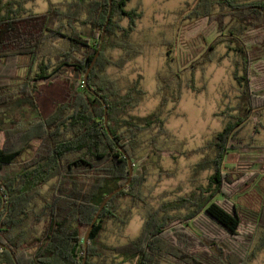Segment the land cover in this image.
I'll return each mask as SVG.
<instances>
[{
	"label": "trees",
	"instance_id": "1",
	"mask_svg": "<svg viewBox=\"0 0 264 264\" xmlns=\"http://www.w3.org/2000/svg\"><path fill=\"white\" fill-rule=\"evenodd\" d=\"M27 1L0 0V242L11 250L0 247V264H16L13 256L18 264H83L85 235L105 198L120 187L123 190L106 204L91 232L85 264H106L109 258L113 264H235L230 258L236 247L206 234L190 242L185 238L188 234L171 227L176 223L194 226L206 217L233 245L242 237L237 207L225 198L233 199L244 191L250 178L235 182L230 174L222 173L221 164L227 143L252 113L248 69L263 59L264 45L260 42L255 47L247 31L264 28V0L186 3L189 21L215 24L213 41L208 42L210 34L203 36L208 46L203 57L208 63L218 43H229V49L242 57L244 74L235 76L243 88L241 103L238 112L226 115L225 128L210 143L214 174L209 184L149 208L140 234L118 246L105 244L102 237L110 223L120 230L128 224L130 211L122 214L119 200L128 198L132 207L148 205L144 181L163 172L165 155L185 153L182 144L165 137V122L156 113L129 114L146 95L140 82L124 88L107 75L108 68L121 69L137 55L128 39L142 13L138 8L128 9L131 0H112L111 6L109 0L57 4L46 0L44 13H29ZM104 29L102 51L88 78L89 90L83 78L81 82L67 79L66 97L55 102L52 113L26 122L10 119L24 106L39 109V81L65 68L85 75ZM54 39L60 44L50 52L49 41ZM116 50L122 52L117 59ZM55 59L59 61L50 71ZM173 77L177 75L170 71L162 82ZM120 148L133 164L129 184V163ZM218 196L223 200L216 201ZM255 230L264 234V199Z\"/></svg>",
	"mask_w": 264,
	"mask_h": 264
},
{
	"label": "rangeland",
	"instance_id": "2",
	"mask_svg": "<svg viewBox=\"0 0 264 264\" xmlns=\"http://www.w3.org/2000/svg\"><path fill=\"white\" fill-rule=\"evenodd\" d=\"M51 1L57 4L66 0ZM240 1L251 3L258 0ZM187 2L194 5V0H131L128 9L138 8L142 13L128 39L137 55H131L121 69L113 66L107 69V75L121 87L140 82L146 95L129 114L145 117L156 113L165 122V137L182 144L185 152L183 156L165 155L163 172L144 181L143 191L148 205L139 203L132 207L128 198L119 200L120 212L125 214V211H130L129 221L123 230L109 224L102 241L110 246L123 245L135 239L142 230L149 208L191 195L193 191L209 184V178L214 174L210 143L225 128L226 115L239 110L243 88L235 76L244 74V61L229 49L230 44L227 42L214 45L213 61H206L203 54L208 46L203 36L210 34L208 42L211 43L212 38L216 37L215 24L189 21ZM47 9L46 0H28L26 3L29 13H44ZM122 25L126 27L127 21L124 20ZM247 34L255 47L260 42L264 45L263 27L250 28ZM49 43L50 52H54V48L60 44L58 39L50 40ZM262 50L263 59L252 63L248 69L249 74H252V113L227 143L228 152L221 164L222 173L230 174L235 182L250 178L244 191L233 199L225 198L236 205L242 219L241 239L234 241L236 245H233L225 233L206 217L198 219L194 226L176 223L171 227L177 228L181 234H188L189 237L186 235L185 238H189L190 242L206 234L236 247L230 258V262L235 264H264V234L255 230L258 211L264 199V102L258 101L259 97L264 98V47ZM121 55L120 50L113 53L116 59ZM54 61L50 71L59 59ZM170 71L177 77L163 83L162 78H167ZM84 77L77 71L65 68L52 78L39 81V109L24 106L11 114L10 119L26 122L40 115H49L55 109V102L66 97L65 80L81 82ZM215 200L222 201L223 198L218 196ZM113 262L114 259L109 258L106 264Z\"/></svg>",
	"mask_w": 264,
	"mask_h": 264
},
{
	"label": "water",
	"instance_id": "3",
	"mask_svg": "<svg viewBox=\"0 0 264 264\" xmlns=\"http://www.w3.org/2000/svg\"><path fill=\"white\" fill-rule=\"evenodd\" d=\"M109 1H110V6H111L112 0H109ZM109 17L110 16H108V20H109ZM107 23H108V21H107ZM104 38H105V29H104V31H103V33L101 35V41H100V44L98 46V50H97V52L95 54V57H94L93 61L91 62L90 66H89V68H88V70H87V72L85 74V77H84V82L83 83H84L85 88L88 89V90H89L88 77H89L90 72L94 68V66H95V64H96V62H97V60H98V58L100 56V53H101L102 47H103V43H104ZM98 98L100 100H102L101 97H98ZM103 104H104V108H105V124H106V127H107V132H108L109 135H111V132H110V130L108 128V110H107L106 104L104 102H103ZM120 151L124 154L125 158L128 160V163H129V176H130V179L128 181V184H129L131 182V177L133 175V164H132V161H131L129 155L125 152V150L120 148ZM122 190H123V188L120 187V188L116 189L114 192H112L108 197H106L105 200L103 201V203L101 204V206L99 208V211L96 213V215H95V217H94V219H93V221H92V223H91V225H90V227H89V229H88V231H87V233L85 235V238H84L85 257H84V260H83V264H85L86 261H87L88 240H89L91 232L94 229V226H95V224H96V222H97V220H98V218L100 216L101 211L105 208L106 204L113 197H115L117 194H119ZM0 247L4 248V249H7L9 252H11L10 248L6 247L1 242H0ZM13 259H14L15 263L18 264L14 256H13Z\"/></svg>",
	"mask_w": 264,
	"mask_h": 264
}]
</instances>
